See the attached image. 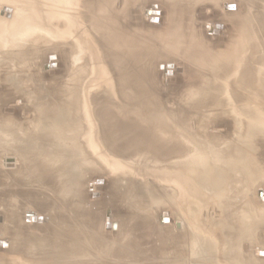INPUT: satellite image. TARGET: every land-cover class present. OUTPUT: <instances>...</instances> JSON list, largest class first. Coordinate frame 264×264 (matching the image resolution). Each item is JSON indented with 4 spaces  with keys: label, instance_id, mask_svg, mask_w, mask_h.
Segmentation results:
<instances>
[{
    "label": "bare ground",
    "instance_id": "6f19581e",
    "mask_svg": "<svg viewBox=\"0 0 264 264\" xmlns=\"http://www.w3.org/2000/svg\"><path fill=\"white\" fill-rule=\"evenodd\" d=\"M31 1L12 0L15 6L12 20L0 19V81L9 98L16 95L24 100V104L33 102V105L40 107L43 85L41 60L37 47L26 43L32 36H27L26 31L24 32L26 27L35 23L33 14L31 16L30 13ZM48 1L51 0H46V8L51 9L49 7L51 3ZM64 1V6L56 5L57 7L54 8L57 17L60 18L57 22L62 23V28L66 25L67 27L74 25L71 20L75 14L78 22L83 20L86 6L92 7L91 2L94 0ZM102 1L101 4H104L105 1L111 0ZM257 1L261 6L257 14L252 15L250 11L244 13L238 26L242 36L239 38L237 51L222 50L214 55L213 61L208 60L201 53V35L194 33L197 36H191L193 34L191 29L185 26L184 31L182 30L184 35L181 36L184 40L181 41L177 31H169L168 36L172 39L168 42L170 50L160 56L170 60H186V80L188 74L193 75L187 82L184 81L182 90L187 92V94L183 93L185 97L187 95L193 101L189 103L190 109L186 103L173 102L171 103L174 107L170 109L161 99L158 90L153 87L152 69L142 50L130 41L131 45L122 41L119 34L103 31L105 33L99 34L97 42L100 52L95 49L96 52L93 50V54L88 48L85 49V59L80 64L76 76L78 73L81 76L86 71L94 70L102 73L105 69L109 76L108 80L99 76L85 83L77 96L69 94L63 98L59 97L55 106L47 112L37 109L38 112L42 111L38 120H33L30 110L22 111L31 113V120H26L20 128L11 120L15 114L0 116L3 121L0 119V163L4 164L0 165V168L7 167L5 169V171L8 169L7 176H11L15 181L13 183L21 187L19 190L24 187L30 189L32 185L46 188L58 199L68 202L72 199L70 194L73 192L78 194L79 198L85 197L86 177L84 173L78 176L75 169L71 168L80 158L84 161L91 159L99 161L98 164L105 165L102 168L104 172L117 174L120 165L115 162L117 158L112 155L113 152L124 155L127 153L130 156L135 154V157L129 160L136 157L138 160L147 154L156 159L162 157L163 161L170 159L165 169L166 180L168 179L170 183L167 194L170 195L169 202L175 209L178 207L184 221H176L175 225L172 224L169 213L170 223H165L168 225H164L163 229L166 227L170 230H167L168 233L165 231L167 235L163 233L164 237L160 238L161 247L154 239L150 247L142 244L140 239L137 240L140 235L137 234L140 230L138 227L145 228L147 223L144 220H141L142 223H137V216L136 219L133 216L136 214L135 211H131L128 215L126 228H123L124 224H117L113 220L104 221L103 228L108 222L116 224V227L111 229L116 241L110 243L92 240L91 232L88 233V237L84 235L81 238L82 233L76 228L77 223L73 225L67 217L60 218L59 221L62 223H59V226L55 222L56 219L51 223L52 219L46 220L45 214L30 211L24 216L20 214L23 223L30 227L45 225L43 230L46 235L37 238L36 242H32L31 239L21 242L17 241L20 239L18 232L8 231L4 236L9 238L10 243L4 237L0 239L4 240L2 241L4 251L0 252V257L7 249L12 248V258L10 257L6 264H43L44 260H51L50 264H56L58 259L65 264H91V242L107 252L105 256L118 261L117 264L129 260L132 261L131 264H264V248H261L262 255L255 254L253 249V244L256 245L255 240L257 241L261 235L264 237V187L259 189L258 194L252 190V183L257 182L255 177L252 180V175L260 177L262 172L258 170L264 168V163L257 161L250 163L248 153L251 144L256 156L264 149V7L262 6L264 0ZM0 3L4 8V4L10 3V0H0ZM102 8L105 9L100 5L95 11ZM62 11H65L71 19L62 15ZM107 19L108 22L111 21L107 24L112 25L110 27L113 30V26L118 22L110 14ZM46 20L47 23L50 22L49 18ZM99 29L97 31H100ZM43 32L45 31L40 29L38 33ZM189 38L191 40L188 44ZM54 39L58 38L53 37ZM65 39L67 44L71 43L69 39ZM180 42L186 43L185 46L181 48ZM77 44L72 42L74 47ZM106 46L118 50V53L125 47V53L120 52L122 55H117V52L114 54V51H111L113 56L111 60H107L112 63L108 66L103 57H101L102 62L98 60L101 56L99 53H102ZM96 53L99 54L98 57ZM94 55L100 69L93 65ZM188 59L193 64H197V70H191L187 63ZM69 80L73 81V79ZM53 95L54 91L49 97L52 100ZM186 100L188 101L185 99V102ZM173 101L176 102V99ZM95 102L102 103L103 109L100 110V114L93 113L91 103ZM28 117L25 119H29ZM99 117L103 120L100 124ZM227 120L229 124L225 126ZM221 123L225 127H220ZM1 173L4 172H0V177L3 178L5 175ZM261 184L264 185L263 182ZM118 185L120 182L117 183ZM129 193L133 196L134 190ZM51 201L50 196L40 198L41 206L44 207L51 204ZM136 204L141 206L138 205V201ZM134 207L130 206V208ZM80 209L82 210V206ZM40 216H44L42 224L39 222ZM4 217L5 228L9 224L13 225L11 221L15 220L14 218ZM26 218H30L31 222H27ZM161 220L163 223L162 218ZM85 226L91 228L87 224ZM135 231L138 237L134 235ZM144 253L145 257L141 258L140 255Z\"/></svg>",
    "mask_w": 264,
    "mask_h": 264
},
{
    "label": "rangeland",
    "instance_id": "374dc122",
    "mask_svg": "<svg viewBox=\"0 0 264 264\" xmlns=\"http://www.w3.org/2000/svg\"><path fill=\"white\" fill-rule=\"evenodd\" d=\"M236 1L235 0H178V1L174 0L173 2V0H170L169 2V0H130L129 2V0H111L109 2L105 1L104 4L105 5L108 4L107 6H105L104 4H101L103 3L102 0L101 1L94 0L91 2L93 5L92 7L88 5L86 6L83 13V18H84L83 20H80L78 22V17L75 14L71 20L74 23V25L71 24L68 27L66 25V27L62 28V23L57 22L60 21V18L57 17L54 8L57 7L56 5H61L62 7L63 4L64 6L65 5L64 0L48 1V3H51V5L48 4L51 9L46 8V4H47L46 0H32L30 6V10H31L30 13L31 16L33 14L35 23L32 26L26 27L27 29H24V32L26 31L27 36L30 37L32 36L31 38H28L29 40L26 43L28 45L33 44L34 46H36L39 52V57L41 60L40 67H41L42 84H43L42 95H41L42 103L40 107H36L35 104L33 105V102H27V105L24 104L23 102L24 100L22 101L19 96L14 95V97L9 98V96L6 95L8 93H6L3 89L2 86L3 84L1 85L2 81H0V113H2L0 116L1 117L3 115L13 116L15 114L13 117H11V120L13 124H15V126L20 128L26 120L29 121L31 120V115H30L31 113L34 121L39 119L40 115L42 114V111L38 112L37 109L39 110L42 109L47 112L52 106H55V103L58 101V99L63 98L64 96H67L69 94L70 95L73 94L77 96L78 95L77 93L85 83L90 82L95 78H99V76L101 79L108 80L109 76L107 75V71L105 69L104 72L102 73H100V71L98 70L94 72L95 71L94 70L91 72L86 71L81 76L78 73V76H76V72H78L80 64L85 59V55H86L85 49L88 48V50H90V52L93 54L94 51L96 52L95 49H97V51L100 52L98 50L97 42H98L99 34L105 33L103 31H108L111 34L115 33L116 35L119 34L118 36L121 37L122 41L124 40V42L129 43L130 45L133 43V45L138 46L142 50L144 57L147 59L152 69L151 77L153 78L151 79L153 81V87L155 88L156 91L158 90L157 92L161 95L162 97L161 99H163V101L167 105H169L170 109L173 108L174 104L177 103L178 104L186 103V106L189 107L190 109L189 103H192L193 101L191 100V98H189V96L187 97L186 95L185 97L184 94L186 91L184 89L182 90V87L184 86L183 84H185V82H187V80L191 78L193 75L191 73L188 74L186 80V76H185L186 75L185 66H187L185 64L186 60L185 61H183L182 59L170 60L169 58L164 59V57L160 56L162 53L168 52L170 50V47H168L169 46L168 42L169 40L172 41V39L171 36H168L170 35L169 31L172 30L177 31V33L180 34L179 38L181 39V41L184 40L181 36L184 35V33L182 34V32L184 31L183 29L185 26L191 29L190 31H192L193 33L191 34V36H197L194 33L199 34L198 36L201 35V38L199 37L200 40L202 41L201 42L202 45L200 44L202 46V48H200L201 53L205 55V58L211 61L214 60L215 58L214 55L219 54V52H221L222 50L225 51L230 50L235 52L239 47L238 44V42L240 41L239 38H241L240 36H242V32L238 31V26L241 24V19L244 13H248L250 11L252 15L257 14V11H259L261 8L260 2H258L257 0H236ZM97 3L99 4L97 5ZM100 5L104 6L105 9L102 8L101 10L95 11V9L98 8V6L100 7ZM231 6H233L234 10H231L233 9ZM257 6L259 9L257 8ZM262 6L264 7L263 2H262ZM177 7L178 9H176ZM14 8L15 6L12 3V0H10V3L4 4V8L0 3V19L9 20V21L12 20V17L14 16V12H15ZM43 8L46 11L43 10ZM112 10H114L115 12ZM109 14L110 16H112V18L115 19V21L118 22V24H116L117 22L115 23L116 26H113V30L111 28L112 25L107 24L111 22V21L108 22L107 19ZM62 15L68 17L69 20L71 19V17L65 11H62ZM48 18L50 21L49 23H47L46 20ZM61 18L64 19L63 17ZM114 19H112L113 22ZM88 21L90 24L88 23ZM99 24H101L102 28H100L101 26ZM96 26L99 27L100 29L99 28L98 29L102 32L97 31L98 29L96 28ZM40 29H43L45 31L43 32L44 34L38 33ZM119 29L124 33H122ZM94 30L98 32V34ZM199 32L202 34H200ZM53 37L58 39L53 40ZM65 38L69 39L71 43L67 44ZM126 38L128 39V42ZM180 39L176 38V40L179 41ZM190 40L191 39L189 38V41L187 42L188 44L190 43ZM129 41L132 43H130ZM72 42L78 43L77 46L75 45L74 47V45H72ZM185 44L186 43L182 42L179 46L182 48V46L184 47ZM50 50L53 52H51ZM111 51H114V54L117 52V55L118 54L122 55V53L123 54L125 53V47L121 49L118 53V50L106 46V48H104L102 53H99L101 54V56H99V54L96 53L97 57L99 56L98 60L102 62V60L105 59L104 61L109 66L112 63L109 60H111V57L113 56L111 54ZM54 52L55 54H51ZM102 54L104 56H102ZM50 56H55V59H50ZM101 57H103V59H101ZM93 59H94L93 65H95L97 69H100L96 64L97 60L95 55ZM198 61H200V59H198ZM187 63L189 64L188 66H190L191 70L193 69L197 70V64L195 65L193 64V62H190V59L187 60ZM53 64H55L56 66L53 67L52 66ZM207 68L210 69L208 66ZM71 73L73 74L71 75ZM11 76L13 77L15 75H11ZM44 79H46V81ZM69 79H73V81L71 82V80ZM2 89L4 92L2 91ZM52 91H54L53 100L55 102L52 100V98H49L52 96ZM167 98L168 99L172 98V99L170 101ZM173 99H176V102L173 101ZM185 99H188V101L186 100L185 102ZM171 102H173L174 104H172ZM91 104H93L92 105L93 113L100 114L101 113L100 110L103 109L102 103L95 102ZM25 110H30L31 113L22 112ZM26 117H28L29 119H25ZM102 121H103L102 118L99 117L98 118L99 124ZM228 124L229 121L227 120L225 126ZM218 125H220V123ZM225 126L222 125L221 123L220 127H225ZM135 152L136 151L134 150L133 153ZM248 153L250 157V163H253V161H257L262 164L264 163V149L260 151V155L256 156L254 153L253 144H251L248 147ZM126 154L127 153H125V155ZM112 155H114L115 158H117L115 162L120 165L119 167L120 170L118 171L119 173L117 174L110 173L107 171L104 172L105 170H102V168H104L103 167L104 164L103 165L98 164L99 161H96L94 159H91L89 161H84L81 158L79 160L76 159L77 161L74 163L76 165L74 167L71 166V168L73 170L75 169L74 171L76 174H78V176L84 173V177H86L84 183L85 186L84 189H86L85 197L82 196L81 198H79L78 194L73 192L72 194H70L72 199L68 200V202H63L61 199H58L57 197H55L53 193L49 191V189L46 188L43 189L32 185L30 186V189H24L25 188L24 187L21 190H19L21 187L16 186L17 184L13 183L15 181L13 178H11V176L10 177L7 176V174H9L7 173L8 169L5 171L7 167H5L4 169L0 168V172H4V174L3 173L1 174L5 175L3 178L0 177V181H1L0 239L4 237V239L6 238L7 240H9V238L4 236L7 235L8 231L18 232L20 234V239H17V241L20 240L21 242L27 239H31L32 242H36L40 237H43V235L45 236L46 234L44 233L43 230L44 228L43 226L45 225L30 227V226H26L23 223L22 216H24L25 213L34 211L36 214H42V215L45 214L46 220L47 219L49 220L50 218L51 221L52 219L51 223H53L54 222L53 220L56 219L55 222L59 226H60L59 223H62V221H59L60 218L67 217L69 219L68 221H70L73 225L77 223L78 226L76 228H78L80 233H82L81 238H83L84 235L88 237V233L91 232L92 234L91 233L90 234L92 235V240L99 243L102 242L105 243V241L107 243H110L116 241L115 237L111 233V229H113L112 227L113 223L108 222L105 228H103L104 221L113 220L117 224L118 223L122 225L124 224L123 228H126L127 218H129L128 215L130 214L131 211L132 212L135 211L136 214L133 216L134 218L137 216L138 220L136 222L142 223V221L144 220V222L147 223L148 225V226L146 225L145 227L146 229L143 227H138L140 228L141 233L140 230L139 233H137V231L134 232L135 236H137L136 233L140 234L138 235L139 238L137 240L140 239L142 244L144 245L146 244L147 246L150 247L152 246L153 241L155 240L157 241L159 247H161L162 244L160 243L161 242L160 238H163L165 234L167 235L168 233L167 230L168 231L170 230V228L168 229L166 227L163 229L164 225H168L165 223L167 222L170 223L169 213L171 214V221H173L172 224H174V222L176 221L184 222L180 215L181 213L178 210V207H176L175 209L172 206L168 198L170 195L167 194V192H169L170 189L169 186L170 183L168 182L169 181L168 179L166 180L165 169L168 164V160L170 161V159H164V161L167 162L165 163L161 159L162 157H158V159H156V157H150L147 154L143 155V157L138 160L137 157L133 158L132 160H129L131 159V157H135V154L134 156L132 155L130 156L128 154L125 156L124 154L113 152ZM92 161L93 163L91 164ZM2 164L3 163H0V165ZM258 171L262 172L260 177L258 176L257 178V176L252 175V180L254 177L257 180V182L252 183V190L254 191L255 194H258L259 189L264 187V185L261 184V182L264 183V168ZM137 178H139L140 180ZM4 179L6 180L4 181ZM119 182L120 185H118L119 186L118 187L117 183L119 184ZM13 184L16 185L12 186ZM15 188L16 190H14ZM132 190H134L133 196H131L129 193V191ZM35 193L38 194L35 195ZM50 193L53 196H51ZM46 196H50L52 201L50 202L51 204H48L46 205L47 207H44L41 206L42 204L40 202V198ZM137 201L139 202L138 205L141 206H137L136 204ZM81 206H82V210L80 209ZM130 206H135V207L130 208ZM164 209H167L168 211H163ZM161 211L163 212L160 213ZM14 215H16V217H14ZM58 215H60L59 218H57ZM4 216L6 217L9 216L11 219L14 218L15 220L11 221V224L13 225L9 224L7 228H5ZM161 218L163 219V223L161 222L162 221ZM43 219L44 216L39 217V222L41 224L43 223ZM135 219H133V221ZM26 221L30 223L31 219L26 218ZM86 224L91 228L89 229L88 227H86L85 226ZM94 225H97V227H94ZM158 235L159 237H157ZM2 241L0 240V244L2 245V246L0 245L1 253H3L4 251V246ZM7 242L10 243V240ZM255 242L256 245L253 244L254 245L253 249H255V254L262 255L264 249L262 250L261 248H264V237L261 235L257 239V241L255 240ZM90 248H91L90 251L91 260H92L91 264L97 261V257H99L98 258L99 261H97V263L95 264H100V263L117 264L118 261H115L110 257L108 258V256H105L107 252L103 251L101 247L99 248L98 246H95L93 242H91ZM257 250L258 253H256ZM11 251L12 248H9L7 249L4 255L3 254L1 255L0 260L2 261V263L0 264H6L9 261V259L12 258ZM143 255H140V257L141 258L145 257V253ZM93 258H95L96 260ZM258 259H260V257ZM49 261L51 260H44L43 264H50ZM130 261L131 260L125 261L123 262V264H131L132 261L131 262ZM60 263L63 264L64 262H61L58 259L56 264H60Z\"/></svg>",
    "mask_w": 264,
    "mask_h": 264
},
{
    "label": "water",
    "instance_id": "95a60500",
    "mask_svg": "<svg viewBox=\"0 0 264 264\" xmlns=\"http://www.w3.org/2000/svg\"><path fill=\"white\" fill-rule=\"evenodd\" d=\"M50 59H55V56H50ZM53 67H55L56 65L55 64H53L52 65ZM112 227L114 228V227H116V224L115 223H113L112 224Z\"/></svg>",
    "mask_w": 264,
    "mask_h": 264
}]
</instances>
